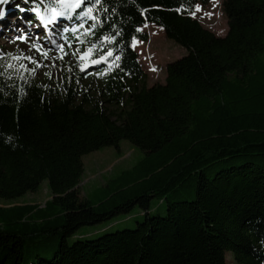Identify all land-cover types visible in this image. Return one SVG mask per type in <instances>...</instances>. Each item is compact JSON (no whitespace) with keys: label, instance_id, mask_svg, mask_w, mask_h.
Here are the masks:
<instances>
[{"label":"trees","instance_id":"trees-1","mask_svg":"<svg viewBox=\"0 0 264 264\" xmlns=\"http://www.w3.org/2000/svg\"><path fill=\"white\" fill-rule=\"evenodd\" d=\"M209 1L88 0L100 24L74 18L84 28L64 37L93 59L114 55L88 74L70 64L55 83L0 54V198L45 179L53 196L0 207V264H264V0H223L225 36L194 16ZM148 23L188 50L153 86L133 47ZM123 139L144 156L108 178L101 199L83 198V156ZM135 206L136 227L70 241Z\"/></svg>","mask_w":264,"mask_h":264},{"label":"rangeland","instance_id":"rangeland-1","mask_svg":"<svg viewBox=\"0 0 264 264\" xmlns=\"http://www.w3.org/2000/svg\"><path fill=\"white\" fill-rule=\"evenodd\" d=\"M18 1L21 3V9L17 13L7 11L8 7H14L12 0L6 5H0V8H2L5 13L10 14V25L12 27L14 25V29H16V32L11 29V26L2 27L0 29V54L12 52L16 56L31 57L33 60L40 62L44 66L36 69L39 78L45 81L48 80L52 83L62 79L64 71L70 64L72 66H77L80 69L83 63H87L89 66L82 72L85 74L90 73L92 68L91 59H93L92 53L89 60L84 62L80 61L79 55L87 53L88 50L84 51L79 46L68 45L64 37L65 31L63 30L65 28H74L76 23L72 20L62 18V26L56 30V35H49L38 31L35 32L34 30H29L27 28L25 31H21L23 28H20L19 24H14V16L19 15V17H24L26 13L24 23L27 22L30 24L32 22L29 21L31 18V11L37 4L35 0H28L27 3L25 0ZM29 3L31 4L30 6ZM54 7L59 10L57 0ZM198 7L200 8V11H196L194 16L198 18L203 25L213 30L217 35L225 36L228 32L229 26L226 14L223 11V0H218V2L217 0H210L207 4L200 3ZM27 8L28 11H26ZM49 9L50 8L46 6L44 12L47 10V13H49ZM146 28L149 29L151 37L148 41L135 40L138 43L134 48L140 53V60L146 71L144 83L147 86H153L159 82H166L167 64L187 55L188 50L176 41L167 38L162 26L148 23ZM27 30L30 32L28 33ZM18 37H25L28 42H22ZM53 41H55V44ZM32 43H37L42 46L43 50L49 51V56L52 59H43L40 53L31 47ZM56 45H63L65 51L68 53V55H64L63 59L57 58L62 55V53L58 51ZM73 52H76L77 55H73ZM24 60L28 67H34L29 60ZM46 73H50L51 78L46 75ZM87 81L86 83H88ZM143 156L144 152L142 149L135 146L127 139H123L120 142L119 147L106 146L85 154L83 156L85 171L82 180L78 185L81 196L83 198H90L93 201L101 199L105 194L101 187L105 185L106 180L119 175L125 169L133 167ZM52 197L49 180L45 179L42 181L36 192H29L21 197L11 200L0 198V207L7 203V206H10V204H25L29 202L45 204V202ZM151 206L152 212H159L162 214H165L166 212L165 204L161 203V200L158 198L152 200ZM143 215L144 212L142 208L135 206L130 212L118 214L110 220L80 227L75 235L70 238V241L72 242L80 237H96L106 230L116 231L125 228H134L137 226V220L143 219ZM105 226L107 227L103 229ZM228 258H231V260L233 259L232 252H228ZM232 264L236 263L234 262Z\"/></svg>","mask_w":264,"mask_h":264},{"label":"snow or ice","instance_id":"snow-or-ice-1","mask_svg":"<svg viewBox=\"0 0 264 264\" xmlns=\"http://www.w3.org/2000/svg\"><path fill=\"white\" fill-rule=\"evenodd\" d=\"M58 4H59V10H57V8L53 7L51 12V16L48 18H45L44 16H40L39 15V9L37 8V15L39 16L40 20L42 21V23L45 24V26L47 27V25L50 24H54L57 22L58 18H65L68 20H72V19H78V20H82V21H87V20H92L93 24L91 26V28H95L97 25L100 24V20L97 16L93 15V11H94V7L93 6H87L86 10H85V6L88 4V0H57ZM218 2V0H217ZM10 3V0H0V5H6ZM92 3L94 5H101L103 3V0H92ZM77 10H80L79 12ZM105 11H107V9H104ZM196 11H200V8L197 7ZM194 14V13H193ZM5 16V12L3 11L2 8H0V21H2L4 19ZM84 28V24L81 23L79 25V27H75V28H65L63 31L68 32L71 31L73 33L78 32L80 29ZM91 28L89 29H85L84 34L85 35H91ZM139 31V29H138ZM18 39H20L22 42L27 43V38L25 37H18ZM114 39V38H113ZM105 41H107L108 43H112V39H109L108 37H105ZM53 43L55 44V41H53ZM138 42L137 41H133V47L136 46ZM31 47L33 49H35L38 53H40V55L43 57V59L45 60H49L52 59L49 56V51H45L42 49V46H40L37 43H32ZM58 51L60 53H62V55H60L59 57H57L58 59H63L64 55H68V53L65 51L64 46L63 45H56ZM91 53H92V49L89 48L87 53H84L83 55H79V59L80 61L84 62L87 61L91 58ZM73 55H77L76 52L72 53ZM113 52L111 50H109L105 56H101L99 59H91V64L95 65V64H99L102 62H107V58L113 57ZM9 59L10 60H20V59H27L29 60L30 63H32L34 65V67L30 70V75L31 74H35V71L37 68L42 67L44 65H42L40 62L33 60L31 57H24V56H17V57H13L11 55H9ZM115 60H119L120 57L119 56H115L114 57ZM2 66V65H0ZM54 66V65H53ZM89 65L87 63H83L80 67L81 71H85L86 67H88ZM16 67V65L14 64H7V68L8 69H14ZM20 67H23V65H21ZM155 70V69H153ZM0 75H2V73H0ZM46 75H48L51 78V74L50 73H46ZM23 79V77H21Z\"/></svg>","mask_w":264,"mask_h":264},{"label":"bare ground","instance_id":"bare-ground-1","mask_svg":"<svg viewBox=\"0 0 264 264\" xmlns=\"http://www.w3.org/2000/svg\"><path fill=\"white\" fill-rule=\"evenodd\" d=\"M25 2L27 3L28 0H25ZM31 4L29 3V6ZM37 6H34L33 10L31 11V18L29 19V21L31 22L30 24H28L27 22L24 23V19L26 17V13L24 15V17H19V15L17 16H14V19H15V22L14 24L17 25L19 24L20 28H23L21 31H25V29H29V30H34L35 32H40V33H45V34H52V35H56V30L62 26V18H58L57 22L54 23V24H50V25H47V27L45 26L44 23H42V21L40 20L39 16L37 15ZM52 9H49V13H47V10L46 12H42L41 14H39L40 16H44L45 18H48L51 16L52 12H51ZM26 11H28V8L26 9ZM5 12V11H4ZM9 12H15L13 9H10ZM30 12V11H29ZM29 12H28V15H29ZM10 14L9 13H5V16H4V19L2 21H0V29L2 27H10ZM61 24V25H60ZM58 25V26H57ZM57 26V28H56ZM11 29H13V31L16 32V29H14V25L13 27L11 26ZM28 32V30H27ZM30 32V31H29ZM28 32V33H29ZM17 35V34H16Z\"/></svg>","mask_w":264,"mask_h":264},{"label":"crops","instance_id":"crops-1","mask_svg":"<svg viewBox=\"0 0 264 264\" xmlns=\"http://www.w3.org/2000/svg\"><path fill=\"white\" fill-rule=\"evenodd\" d=\"M148 25V24H147ZM145 29H147L146 27H145ZM148 30V32H149V35H150V37H151V33H150V31H149V29H147ZM140 54V53H139ZM29 203H32V204H35V203H37V204H40L39 202H29ZM26 204V203H25ZM8 205V203L6 204V205H3V206H7ZM10 205H13V204H10ZM44 205V203L42 204L41 203V206H43Z\"/></svg>","mask_w":264,"mask_h":264}]
</instances>
